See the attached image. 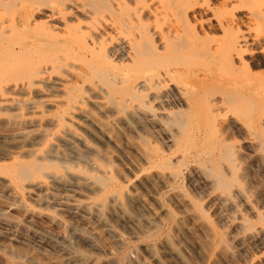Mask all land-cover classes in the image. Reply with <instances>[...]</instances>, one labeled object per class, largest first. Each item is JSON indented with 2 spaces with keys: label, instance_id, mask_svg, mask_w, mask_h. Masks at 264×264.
Wrapping results in <instances>:
<instances>
[{
  "label": "rangeland",
  "instance_id": "374dc122",
  "mask_svg": "<svg viewBox=\"0 0 264 264\" xmlns=\"http://www.w3.org/2000/svg\"><path fill=\"white\" fill-rule=\"evenodd\" d=\"M22 1L20 0L21 4ZM126 1L129 2L130 0H114V2ZM159 1L132 0L129 3L126 2L128 5L122 11L124 15H128L136 9L143 8L144 14L155 9H163L172 18L173 15L171 16V12H169L172 3L168 4V0ZM234 1L236 2V0ZM77 2L79 5L82 4L83 0H77ZM17 3L14 4L16 9L20 7ZM163 3L164 8H167H163ZM237 4L240 6L239 10L248 13L249 16L245 24V31L248 30L251 36L259 39L264 48V24L261 25L262 23H260L264 17V15L262 16L264 14V0H243L241 4L240 2ZM73 6L77 7L74 4ZM77 8L81 9L79 6ZM131 9L133 10L131 11ZM2 14L7 15L8 9L4 10ZM105 14L107 13L105 12ZM257 14L260 16L258 17ZM149 21L150 28H166L167 20L164 15L159 17L157 23L152 19ZM255 25L258 27L261 25V30ZM131 33L133 31L127 32L126 35L125 33L119 34L118 38L127 39ZM112 41H107V49L117 43V40ZM262 53L259 51V53L252 55L251 62L254 65L257 64V67L253 65L255 67L253 70L264 76V54ZM244 56L249 58L247 54ZM117 69L127 72V66L117 67ZM188 69L190 70L187 71ZM193 69H196L195 62L193 60L186 61L185 72L176 77L178 79L174 84L180 85L182 88L130 89L129 82L107 88L105 81H102L101 78H92L91 81L85 82V87H82L83 107L88 111L89 118L94 121V124L90 126L96 137L87 132L88 135L85 134L75 125H71L74 130L69 129L68 132L73 133L70 134V138L74 139L75 144L79 147H81L82 142L87 143V145L90 144L88 145L90 148L88 154L102 161L101 163H104L103 166L107 169L106 173L112 177V186L106 192L104 201L108 202L110 193L117 191L115 194L118 199L120 198V206L117 209L120 210L116 208L114 210L117 218L107 210L103 211V223L94 219V216L85 215L74 206L63 207L68 209L66 212L62 210L61 204L67 203L65 206H69L74 199L83 198L71 188H59L51 185L45 176L38 177L44 184L45 190L50 191H47L48 193L57 196L59 200L62 199L58 205H46L39 200V195L44 193V190L41 189L40 192L38 189L34 190V188L25 186H16L15 188L9 174L3 171V165L12 163L11 153L13 154L12 157L17 156L18 150L16 148L11 149L10 146L23 140L26 143L27 136L36 135L40 130H50L51 125H46V123L48 124L47 119L56 113L53 105L39 106L43 110V116L38 121L34 120L37 116L30 113L21 103L20 106L22 107L19 109H15V106L10 104V108L0 110V136H2L0 139L4 140H0V150L2 151H0V179H6L5 183L0 180V256L8 257L6 249L13 247V249H23L27 253L26 255L34 254V258L36 257L34 264H62L59 261L68 259L67 256H71L72 262L70 261V264H81L85 256L88 258L85 259L84 264H113L111 261L127 253H130L131 258L140 260L139 264H264V151L260 149L259 142H257L260 134L248 130L254 123L251 115L246 116L244 113L237 115L230 113V111L218 116L214 133L211 132V129L208 132V125L202 121L203 113L197 109V103L200 102V99L197 98L198 100H196L195 98L193 100L196 107L191 110L193 111L191 114L188 111L189 106L187 108L186 97L181 92L183 90V93L186 92L188 95L194 92L193 88L187 87L188 82L193 77ZM14 77L16 79H13ZM153 77L144 74L139 76L138 81ZM13 78H9L10 83L20 82L23 79L22 75L13 76ZM63 78L69 79L70 76L64 74ZM39 88L42 95L46 91L45 94L48 93L51 97L59 98L62 96L60 87ZM21 89H14L15 93L11 92L7 95L12 94L20 99H25L26 102L28 99L33 102L44 99L39 95H34L31 91L25 93L24 89L23 91ZM130 90L132 92L137 91L139 96L133 97L134 94ZM170 90L174 91L176 95L178 94V100L179 98L182 101L185 100L182 105L177 103V98L166 99L163 97L162 94L169 93ZM174 100H176V104ZM24 108L26 109L24 110ZM180 113L190 114H187L188 118L184 119L186 123H182L184 128L180 126L181 123L179 125L178 122L174 123L171 120ZM78 114L75 112L72 118L77 119ZM28 119L33 120L29 121ZM27 120L28 123L25 122ZM33 122L35 123L33 124ZM204 124L207 126L204 127ZM181 129L183 130L181 131ZM214 135L220 141L226 140V145L235 146L234 150H237L234 154L236 160L231 163L232 165L225 161L220 146L214 142L215 138L211 140ZM257 135L258 137H256ZM12 136L15 138H13L14 140ZM78 137L79 140L75 139ZM90 146L93 148L92 150ZM6 148L11 151L4 152ZM24 156H21L20 159H28L27 156V158ZM73 158H70L72 159L71 163L76 162L74 164L85 168L82 160ZM165 159H169L170 162L168 160L166 162L172 163L173 166H169L166 162L161 163ZM202 159L206 160V164L209 159L212 161L206 165ZM153 160H157V162L154 163ZM175 168L177 169L175 176H169L168 172ZM221 170L229 177L227 180L230 181L231 187L228 191H224L215 182L214 178ZM74 171L82 172L76 169V165H74ZM91 172L96 175L100 174L99 171ZM54 188L56 191L53 190ZM89 196L86 199L91 201L93 210L96 206V209L100 210L101 206L99 207L100 204H97L96 195L90 194ZM92 202H96L95 205ZM27 208L35 210L34 213L30 214ZM39 210L43 213L61 214L58 216L59 223L51 222L45 216L36 214ZM106 213L107 215H105ZM110 214L112 215L110 216ZM132 221L134 222L132 223ZM144 221L146 222L144 223ZM135 224L137 228L133 226ZM74 231L86 234L88 236L87 242L80 239L75 242L70 241L66 251L68 254L62 253L58 244L61 245L66 243L67 239L70 240V237L67 238V236H70L69 234ZM148 232L150 233L148 234ZM132 235H134L133 238ZM148 244L154 249L153 256L144 252ZM59 254H64V257H60ZM75 256L77 259L81 256V260L79 258L78 262L77 259L74 261L72 258Z\"/></svg>",
  "mask_w": 264,
  "mask_h": 264
},
{
  "label": "bare ground",
  "instance_id": "6f19581e",
  "mask_svg": "<svg viewBox=\"0 0 264 264\" xmlns=\"http://www.w3.org/2000/svg\"><path fill=\"white\" fill-rule=\"evenodd\" d=\"M168 1V4L172 3L170 4V11L167 9L171 12V16L173 15L172 18L163 9H155L148 14H144L142 7L140 10L136 9L133 13L124 15L122 10L128 5V1L126 3L114 2V0H83L82 4L78 5L77 0H26V2L23 0L22 4L20 0H0V110L10 108V104H13L15 109H19L22 107L20 106L21 103L30 113L37 116L34 120L38 121L43 116V110L39 106L52 104L56 109V113L53 114L52 112L53 115L51 114L52 116L47 119L48 124L46 123V125H51L50 130L46 131L42 128L43 130H40L38 134L27 136L26 143L23 140L24 142H17L10 146L11 149L16 148L18 150L17 156L12 157L13 154L11 153L12 163L3 165V171L9 174V178L13 181L15 188L16 186H25L27 188H34V190L38 189L40 192L44 190V193L39 195V200L46 205H58L62 199L59 200L57 196L48 193L50 191L47 190V192L42 181L38 179V177L45 176L51 185L59 188L69 187L83 197L74 199L73 203L69 204V206H65L67 203L63 202L65 205L61 204L62 208L74 206L82 213H85V215L94 216V219L101 222L103 211L107 210L109 213L115 215V208L117 209L120 206V198L118 199V196L115 194L117 191L110 193L108 202L104 201L106 192L112 186V177L106 173L107 169L103 166L104 163H101L102 161L88 154L90 149L88 145L90 144L88 143L87 145V143L80 141L82 143L81 147H79V145L75 144V140L70 138V134L73 133L68 132L69 129L74 130L71 125H75L83 130L85 134L94 135L90 126L94 124V121L89 118L88 111L83 107L84 95L82 87H85V82L91 81L92 78H101L102 81H105L107 88H112V86L117 84L123 85L126 82L130 83V89L182 88L180 85L174 83L178 79L176 77L185 72L186 61L189 60L195 62L196 69H193V77L188 82L187 87L193 88L194 92L188 95L186 92L183 93V90L181 91L183 96L185 95L186 97L189 113L192 114L193 111L191 110L196 107L193 104L195 103L193 100L195 98L198 100L197 98H199L200 102H198L199 104L197 103V109L203 113L202 121L208 125V132L211 129L212 133H214L217 126V118L222 113L225 114L227 111H230V113L232 112L237 115H243V113L246 116L251 115L254 123L248 130L253 131V133L258 132L261 135L260 137L258 134L259 139L257 142H259L260 149L264 151V76L253 70V67L255 65L257 67V64L254 65L251 62L252 55L257 54V52L259 53V51L264 54V48L261 46L259 39L251 36L248 30L245 31L244 29L246 28L245 24L249 16L248 13L241 12L239 10L240 6L237 4V2L241 4L243 0H236V2L234 0ZM15 3L20 7L16 9L14 7ZM73 4L81 7V9L76 6L74 7ZM7 9L8 14L4 16L2 13ZM162 15L167 20L166 28H150L149 20L152 19L156 22ZM262 19L264 20V17ZM263 20H260L262 21L260 22L262 23L261 25L264 24ZM261 25L259 27L255 26L260 29ZM129 31H133V33L127 39L118 38L119 34L125 33L126 35ZM112 40H117V43L114 44L115 46L111 45L112 47L107 49V41L113 42ZM245 54L249 58L245 57ZM123 66H127V72L117 69V67ZM54 74L57 75L54 76ZM64 74L69 75L70 78H63ZM144 74L154 77L138 81L139 76ZM18 75H22L23 78L20 82H9V78ZM13 79L16 78L14 77ZM258 79L260 81H257ZM39 87H48L49 89L51 87H60L62 89V96L59 98L51 97L48 93L45 94L46 91L42 95ZM60 88L56 89L61 90ZM14 89H21V91L24 89L25 93L31 91L34 95H39V97L44 99L39 102H33L30 101L31 99H28L26 102L25 99H20L12 94L7 95V93H15ZM140 89L138 90L140 91ZM130 91L132 92V90ZM132 93L134 94L133 97L139 96L137 91H133ZM162 95L166 99H176L178 97V94L176 95L174 91ZM180 97L182 98V96ZM184 101L179 98L177 103L182 105ZM23 102L24 104H22ZM75 112H78L79 117H81L77 119L72 118ZM187 114L180 113L171 120L174 123H181L179 125L184 128L182 123H186L184 119L188 118ZM28 120L25 122L28 123ZM206 124H204V127L207 126ZM68 133L69 135H67ZM213 138H215L214 142L220 146L221 154L224 153L225 161L230 162V165H232L231 163L236 160L234 154L237 150H234L235 146L233 147L229 143V145H226V140L220 141L216 135L211 140ZM75 139L79 140V137ZM0 140L4 141L2 138ZM10 151L7 148L6 150L4 149V152ZM23 155H25L24 158L27 156L28 159L21 160L20 158ZM72 157L79 159V161L82 160L85 168L74 164L76 162L71 163L72 159L70 158ZM211 159L208 160V163L212 161ZM150 160H152L151 157ZM167 160L169 161V159H165L161 163ZM202 161L203 163L206 162L203 159ZM169 162L166 163L169 166H173ZM208 163L205 164L208 165ZM74 165H76V169L82 172H75ZM175 170L177 169L169 171L168 175L171 177L175 176ZM91 171H99L100 174L96 175ZM227 176L221 170L214 178L215 182L224 191L230 190L231 187L230 181L227 180L229 177ZM230 178H233V176H230ZM5 180L4 178L1 181L4 182ZM48 187L50 188V186ZM90 194L96 195L95 199L98 201L97 204H100L98 206H101L100 210L96 209L97 206L95 207L96 210H93L94 207L91 206V201L86 199L90 197ZM92 203L95 205L96 202ZM64 208L62 210L68 211V209ZM27 209L30 214H33L35 211L33 209L30 210V208ZM36 214L45 216L49 221H53L54 223H59L58 216L61 215L59 213H43L41 210L36 212ZM115 216L117 218V214ZM133 226H136V224ZM125 228L127 227L125 226ZM130 230L132 231L131 228ZM153 232L151 231V233ZM69 235L67 238L70 237V240L67 239L66 243L60 245L57 242L58 248L61 249L62 253L67 251L70 241L75 242L80 239L87 242L86 239H88V236L80 231H74ZM40 237L42 236L40 235ZM133 237L134 235H132ZM148 245L145 247L146 251L144 252L153 256L154 249ZM6 252L8 257L0 256L2 264H34L35 262V255L32 253L26 255L27 253L21 248H7ZM127 254H123L120 258L110 261L113 264H139L140 260L131 258L130 253ZM61 256L64 257V254ZM70 257L67 256L68 259L65 258L66 260H60L59 262L70 264V261L72 262ZM76 257L72 259L75 261ZM85 257H83L84 261L82 260L81 264H84L85 259L88 258ZM79 258L81 260V256ZM151 261L153 260L151 259ZM153 262L155 263V261Z\"/></svg>",
  "mask_w": 264,
  "mask_h": 264
}]
</instances>
